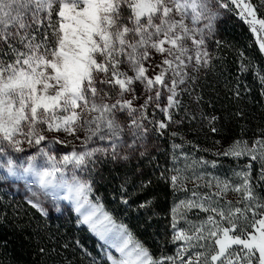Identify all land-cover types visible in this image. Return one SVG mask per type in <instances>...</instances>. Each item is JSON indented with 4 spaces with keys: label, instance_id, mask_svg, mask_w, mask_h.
<instances>
[{
    "label": "snow or ice",
    "instance_id": "6c2138e0",
    "mask_svg": "<svg viewBox=\"0 0 264 264\" xmlns=\"http://www.w3.org/2000/svg\"><path fill=\"white\" fill-rule=\"evenodd\" d=\"M231 3L240 8L242 18L254 32L258 31L257 24L264 30V20L256 19V9L249 0ZM219 6L227 8L228 3L220 0ZM207 8L205 0H0V41L19 37L26 49H13L16 57L12 63L0 61V144L7 143L19 152L23 142L37 146L45 142V130L75 136L83 129L85 144L94 137L107 141L115 158L116 141L122 131L116 114L126 110L130 116L135 115L132 100L124 98L127 94L139 98L134 85H141L145 95L140 105L142 119L147 108L155 104L171 121L169 110L179 106V86L186 83L189 65L194 70L208 66L211 57L204 31L197 26L206 19L204 27L211 30L213 17L207 14ZM53 12L58 17L57 25H52ZM38 13L48 16L54 41L45 36L36 43L35 36L29 35L28 20L35 22ZM189 17L191 27L185 23ZM259 47L264 51V39ZM155 53L160 54V63L155 61ZM123 65L132 75L122 70ZM100 73L103 78L98 76ZM261 81L264 83V77ZM104 85L118 89L114 103L105 102L110 93ZM165 99L166 105L162 103ZM131 126L141 128L136 119H132ZM166 126L163 121L158 123L160 129ZM97 152L107 153V148L73 151L57 160L41 148L39 154L46 156L51 167L35 171V176L41 189L63 190L66 194L62 199L76 206L78 222L120 253L119 260L107 257L111 264H264V202L253 192L251 164L237 173V185L217 180L213 194L221 197L229 190L240 193L237 204L242 207L228 202L225 211L215 206L211 197L203 198L207 206L203 201H182L188 209L199 208L211 214L189 234L177 229L173 209V240L183 242L176 257L155 259L147 248L136 243L132 259V252L126 251L132 244L131 234L123 227L117 231L102 206L88 201L90 184L75 176L67 178L60 166L82 167ZM222 155L264 161V133L251 146L234 142ZM35 159L29 157L30 161ZM11 164L9 160V171ZM25 170H33L32 165ZM260 178L264 180V168ZM171 180L175 184L178 177ZM32 207L47 215L37 202H32Z\"/></svg>",
    "mask_w": 264,
    "mask_h": 264
},
{
    "label": "rangeland",
    "instance_id": "374dc122",
    "mask_svg": "<svg viewBox=\"0 0 264 264\" xmlns=\"http://www.w3.org/2000/svg\"><path fill=\"white\" fill-rule=\"evenodd\" d=\"M219 2L220 0H205V3L208 5L207 14L213 17L211 30L209 31L204 27L207 23L206 19L201 20L197 25L204 31L206 48L211 59L207 67H202L198 70L192 69L191 65H189L186 83L179 86L180 91L177 97L179 106L169 110L171 121L167 120L165 114L160 109L156 108L155 104L149 106L146 113H144L145 118H141L142 111L140 105L144 103L145 95L143 94L142 86L137 83L134 85V88L136 92L140 94L139 98L134 99L133 94H127L124 97L125 99L132 100L133 107L137 109L135 115L130 116L126 110L122 113L117 112L116 114L117 122L121 125L122 131L120 139L116 141L115 158L113 157V149L107 141H101L97 137H94L85 144L84 137L86 133L83 129H79L75 136L69 135L63 131L48 132L45 130L44 134L47 137L45 142L39 146L23 142L21 145L22 151L19 152L8 146L7 143L0 144V148L3 149V151H0V184L8 189L13 200L18 203H20L21 200L31 204L32 202H37L44 208L47 214L50 213L67 218L68 220L77 218L79 214L75 210V204L71 201L62 199L63 195L66 194L63 190L59 188L41 189L39 187L35 171L51 167L46 156L39 154L40 149L43 148L45 152L56 157L58 160L63 155L71 154L73 151L80 152L87 151L91 148H107V153L97 152L95 156L91 158L90 162H87L82 167L60 165L64 168L67 178L70 179L75 176L76 179L90 184L91 191L87 194L88 201L91 204L101 205L100 199L93 194L91 185L94 173L93 170L96 168L98 161L103 158L113 161L122 160L127 154L135 151L146 154L150 148L154 147L155 139L152 137V134L147 131L148 127L145 125L147 121L154 119L156 124L163 121L167 125L162 131L166 132L169 137L168 145L157 143V151L158 153L163 152L164 155L169 156V161L165 169L170 179L173 176L178 177V181L174 185L181 189V191L175 194L169 209L172 224L173 209H176L177 229L191 234L194 229L199 227L201 223L207 219L208 215L211 214L203 212L199 208L188 209L181 205L182 201H203L207 206L208 201L203 200V198L211 197L215 206L223 207L225 211H227L226 205L228 202H231L233 207H242V205L237 204V201L241 199L240 193L229 190L221 197H215L213 194L217 191L215 187L217 180L221 182L228 181L232 185L239 184L240 178L237 176V173L245 170L246 166L249 164L252 165L251 177L253 192L258 200L264 202V180L260 178V172L262 168H264V161L260 159L252 160L249 156L237 158L222 155V153L236 141L247 142L249 146H251L255 140L261 138L259 131L255 134L250 133V135L235 132L233 128L237 124L236 119L234 117L230 118L231 114L230 116H226L221 115V112H219L227 106L226 102H222L225 99L222 94L216 92L215 94L209 95L207 92L200 91V80L204 82L207 76L211 77V75H213L214 78V76L218 74V71H215V67L218 65L214 64L217 55H215L213 51L214 47L217 46L216 43L218 42L219 36L223 33L222 31L226 32L227 28L224 23L228 21L230 14L235 13L238 17L241 16L240 8L237 7L239 16L231 0H225V2L228 3L227 8L220 7ZM258 5L259 8L258 12H256V19L264 20V0H261ZM124 14H128L126 8L124 9ZM30 16L31 13H29V17ZM41 16L43 19L42 25L40 23ZM177 19H179V17H177ZM249 19H251V17H249ZM57 20L58 17H56L55 12H53L52 25H57ZM28 23L31 25L29 35L35 36L36 43H40L44 40L45 36L54 41L53 28L49 25V18L46 14L38 13L36 21L33 22L29 19ZM185 23L191 27V18L185 19ZM257 28V39L260 44L261 39H264V30H260L259 24ZM186 43L191 47L190 40L186 41ZM13 49H16V51H26L20 43L19 37L15 39L9 38L7 42L0 41V61L4 64L14 62L16 52H14ZM262 53H264V51H262ZM154 59L157 63H160L162 58L160 54L155 53ZM122 70L128 71V74L132 75V72L126 65L122 66ZM155 71H159V69H155ZM103 75L102 73L98 74L100 78H103ZM236 79L238 81L240 80L239 78ZM238 81L233 83L231 87L232 91L229 89L230 92L228 95L231 98L239 99L234 103L235 109L239 101L244 103L250 97L247 92L248 87L245 86L246 83L243 81V83L240 84ZM103 87L110 93V97L107 98L105 102L114 103L117 99L118 89L109 88L107 85ZM214 102H216L215 105ZM162 103L166 105V99L162 101ZM262 103L264 104V100H262ZM212 104L216 107L215 110L212 109ZM132 119H136L141 125V128L137 129L132 127ZM213 128L216 129L215 132L212 130ZM57 141H62L63 143H57ZM31 156H35L36 159L30 161L29 157ZM9 160L12 161L11 171H9ZM212 162H215V167H212ZM29 164L32 165L33 170L26 171L25 169H28ZM209 184H211V187H209ZM193 193H196V195L194 196ZM103 212L105 211L103 210ZM248 215L250 217L251 213ZM111 221L117 231H119L121 227L113 221L112 218ZM241 221L243 222V217H241ZM86 228L88 227L86 226ZM89 232L93 234L90 230ZM95 237L108 249V251H106L108 256L112 255L117 260L121 259L120 253L116 252L115 248L110 249L109 245L99 240L97 236ZM174 242L175 249L171 257H176L177 251L183 243L182 241ZM136 243L139 242L132 239V244H130L126 250L127 252H132V259L135 258L133 249ZM109 263L110 261L106 259L104 264ZM177 264H179L178 261Z\"/></svg>",
    "mask_w": 264,
    "mask_h": 264
},
{
    "label": "trees",
    "instance_id": "16d2710c",
    "mask_svg": "<svg viewBox=\"0 0 264 264\" xmlns=\"http://www.w3.org/2000/svg\"><path fill=\"white\" fill-rule=\"evenodd\" d=\"M260 1L249 0L256 12ZM224 25L226 32L222 31L213 51L217 55L214 64L218 65L215 67L218 74L214 78L207 76L204 82L200 80V91L222 94L225 98L222 102L227 106L219 112L236 119L235 132L250 135L259 131L261 135L264 133L261 81L264 53L259 47L257 31L235 13L229 15ZM235 81L240 84L244 81L250 96L244 103L239 101L236 109L234 103L239 99L228 96ZM145 126L155 139L154 147L146 154L135 151L118 161L99 160L91 185L93 194L112 220L147 248L153 258L160 259L171 257L175 249L169 209L181 189L174 185L165 169L169 156L157 151V143L168 145L167 133L154 119ZM106 251L104 244L78 222V217L68 220L42 214L31 203L13 200L8 189L0 184V264H104Z\"/></svg>",
    "mask_w": 264,
    "mask_h": 264
}]
</instances>
